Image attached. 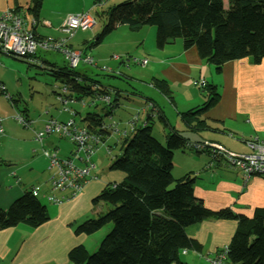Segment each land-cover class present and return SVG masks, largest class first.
<instances>
[{
	"label": "crops",
	"instance_id": "crops-1",
	"mask_svg": "<svg viewBox=\"0 0 264 264\" xmlns=\"http://www.w3.org/2000/svg\"><path fill=\"white\" fill-rule=\"evenodd\" d=\"M30 6L29 0H0V13L8 8L13 10L19 8L18 14L24 17L27 27H31V18L36 19V24L32 27L35 35L57 38L60 36L57 28L66 14L78 12L76 10L66 12L52 21L41 13L42 0L36 13L29 9ZM82 12L90 14L95 23L90 28L77 29L69 38L68 44L92 57L97 65L105 64L111 69V72H106L99 66L91 67L84 62H79L77 66L80 72L98 80L101 86L96 85L100 87L99 89L111 96V100L114 101L111 117L115 115L117 108L124 106L128 118L136 111L133 115L137 114L135 126H138L145 124L146 118L151 113L153 133L157 131L156 121L161 126L160 136H155L160 142L163 139L165 141L166 132L175 129L189 142L218 143L236 153L248 151L242 139L264 137V89L262 88L264 79L254 74L255 67L261 64L263 59L257 63L250 59L251 57L229 60L222 65L219 73L216 71L214 73V66L201 59L195 47L183 48L182 40L178 38L161 47L155 42L153 47L152 42L146 44L144 41L143 32L148 29L133 35L138 30L132 31L126 24H118L106 33L108 36H113L112 38L105 39L106 34H104L97 43H94V38L99 33L93 29L97 23L96 16L90 10ZM148 32L150 34V31ZM135 55L140 56L137 58ZM58 56L62 57V55ZM8 57L11 56L0 54V66L3 65L2 60ZM133 58H146L148 61L145 65H141L142 67H137L131 64ZM35 61L29 64L48 71L49 65L55 63L47 60L40 53L35 55ZM62 62L65 64L63 57ZM124 68H126L125 73ZM109 78L116 81L113 82ZM153 79L165 81L169 89V97L151 85ZM200 79L214 84L219 98L213 106L200 114V118H203L205 123L193 129L182 120L180 113L191 108H199L205 102L206 96L202 89L192 83ZM8 94L12 96L10 92ZM1 96L0 116L3 118L4 131L0 133V207L6 209L15 198L29 190L31 186H38L37 197L40 201L44 200L41 203L47 209L48 220L35 228L19 223L0 229V264H73L67 258L68 250L78 244L84 245V241L91 237L86 234H76L74 227L107 208L105 204L93 203V199L106 185L121 181L124 173L109 169V165L105 172L96 168V158L93 155L100 151L97 148L91 156L95 165L92 170L95 178L86 181L82 190L75 196H71L68 191L55 192V197L60 198L61 202H51L48 199L50 194L48 178L53 170L49 167L48 157L43 154V150L55 153L59 157H70L73 154L71 147L73 143L55 134H48L37 140L35 134L43 128L47 119L63 121L70 117V113L61 110L59 104L58 107L49 105L42 115L40 110L32 113L26 105L18 110L15 106L16 98L8 101L5 96V98ZM121 96L126 97V104L120 103ZM85 97H80L83 101L86 99L84 105L79 102L69 104L74 110V119L75 116H79L80 120L88 111L99 112L94 110V107H97L95 104L89 103V96ZM74 104L90 108L81 117L79 108L72 107ZM51 108L53 110H49ZM105 111L106 109H102L101 113L104 114ZM15 112H21L33 121L30 128L21 126L13 118ZM116 116L115 121L126 120ZM103 121L108 122V115H103ZM126 123L123 122L125 127L122 129L125 133L129 130ZM81 125L85 124L82 122ZM120 139L117 133L106 134L102 140L104 147L101 151L107 156L105 147L111 153L112 148L119 149ZM174 157L177 159V173H173V163V178L175 176L180 178L185 174L193 175V193L207 208L214 211L229 208L233 213L251 216L256 208L264 207L263 176L252 175L245 180L241 171L227 166L220 155L213 157L207 151L200 152L190 146L177 149L175 153L173 151V159ZM76 163L82 165L80 160H76ZM234 230L233 219L214 217L186 227V234L195 239L200 248L181 250L179 258L189 264H207L205 257L227 245ZM97 241H91V249L96 248Z\"/></svg>",
	"mask_w": 264,
	"mask_h": 264
},
{
	"label": "trees",
	"instance_id": "trees-1",
	"mask_svg": "<svg viewBox=\"0 0 264 264\" xmlns=\"http://www.w3.org/2000/svg\"><path fill=\"white\" fill-rule=\"evenodd\" d=\"M29 2V9L36 13L41 0ZM101 16L104 22L94 43L118 24H126L132 31L151 25L156 27L159 47L180 38L183 48L195 47L198 56L218 73L229 60L251 57L258 62L264 58V0H124L106 8ZM49 66L51 76L66 85L69 95L77 99L89 96V103L106 109L104 114L88 111L80 121L101 140L112 133L101 126L106 123L103 115L110 116L114 101L105 105L93 100V91L84 85L89 82L101 86L98 80L66 64ZM152 83L169 97L165 81L153 79ZM205 84L203 105L180 113L193 129L205 123L200 114L219 98L215 85ZM146 120L126 130L118 141L117 154L111 156L109 169L121 171L124 178L106 185L93 199V203L107 208L74 227L76 234L89 235L106 225H110L109 231L93 252L83 244L71 247L68 260L73 264H189L179 258V252L199 249L200 245L185 228L214 217L235 221L227 244L228 264H264V207L256 208L251 216L233 213L229 208H207L193 193V175L172 176L173 151L186 147L189 141L172 129L165 133L163 145L153 135L151 113ZM47 220L45 205L31 190L15 198L6 209L0 207V229L19 223L35 228Z\"/></svg>",
	"mask_w": 264,
	"mask_h": 264
},
{
	"label": "built area",
	"instance_id": "built-area-1",
	"mask_svg": "<svg viewBox=\"0 0 264 264\" xmlns=\"http://www.w3.org/2000/svg\"><path fill=\"white\" fill-rule=\"evenodd\" d=\"M94 23L93 17L87 12L68 13L57 28L60 34L59 37H39L32 30V27L36 24L35 18L30 19L31 27H27L24 19L14 12L13 9L8 8L0 13V54L35 63L34 55L38 52H56L62 55L65 64L69 68H77L79 62H84L91 67H97L99 65L92 57L83 54L81 50L72 48L68 44L69 38L77 29L90 28ZM131 61L138 65H145L148 60L146 58H133ZM99 67L103 71L111 72V69L105 64ZM77 81H81V78L77 77ZM192 83L199 88H203L206 85L203 79L192 81ZM84 85L89 86L93 91V100L100 101L105 105H111V96L108 93L100 92L96 84L84 82ZM0 90L8 101L12 100V96L6 92L1 83ZM55 98L61 110L68 111L70 117L63 121H58L54 118L47 119L43 128L35 134V138L40 140L45 135L55 134L68 139L75 147L73 154L82 162L80 166L75 164L70 157H59L55 153L43 150V154L48 157L49 167L53 170L48 178L50 188L48 199L53 203H59L61 202L60 198H56L53 193L68 191L71 196H75L82 190L86 181L95 178L92 173L95 165L91 160V156L95 153L98 146L102 144V140L99 134L93 133L86 125H78L74 119L75 113L69 107V104L79 102L84 105L83 99H77L69 95L65 84L58 87ZM13 118L21 126L27 128H30L33 122L21 112H15ZM108 119H112V117L108 116ZM135 123L136 115L128 122V128L132 129ZM3 128V118L0 116V133H3ZM101 128L108 129L113 133H120L117 130V122L115 120L102 124ZM123 134H125L124 131ZM241 141L248 148L245 153L231 152L218 143H210L208 141L200 143L188 142L186 146H190L200 152L207 151L212 156L220 155L229 166L240 170L245 180L252 175L264 176V137H251ZM105 149L106 152L111 153L107 147ZM38 191V186L31 187L33 196H37ZM227 254L228 245H224L212 255L206 256L205 259L207 264H228Z\"/></svg>",
	"mask_w": 264,
	"mask_h": 264
},
{
	"label": "rangeland",
	"instance_id": "rangeland-1",
	"mask_svg": "<svg viewBox=\"0 0 264 264\" xmlns=\"http://www.w3.org/2000/svg\"><path fill=\"white\" fill-rule=\"evenodd\" d=\"M122 1H124V0H42L41 13H42V15H45L46 17L50 18L53 21L57 17L63 16L66 12L75 11V10L78 12H82V11L90 10L92 12V14H94L96 16V19H97V23L93 27V29H96V33H97L98 31H100L101 26L104 22V18L101 16V12L105 11L106 8H108L114 4H117L119 2H122ZM144 29H148V30H145L146 32H143L145 43L149 44V41H150L153 43V47H155V39H156V27L155 26H151V25L144 26V28H142L141 30H138V32L133 33V35H135L136 33H140L141 31H144ZM148 31H150V34ZM104 37H105V39H109L108 37L112 38L113 36H108V34H106ZM178 39H180V38H178ZM134 40H137V39H134ZM137 46H139V43L137 44ZM38 53H40L44 57H46L47 60L54 61L58 65H62V63H63L62 57L58 56V55H60L59 53H56V52H38ZM139 56L140 55H135V57H137V58H139ZM150 58H151V55H150ZM151 59H153V58H151ZM262 59H263V62L261 64H258L255 67L254 74L259 75L260 77H262L264 79V58H262ZM1 60H2V58H1ZM2 62H3V65L0 66V82L4 83L3 85L5 86L6 90H8L7 92L8 93L10 92L12 94V96L14 95L13 98L17 99V101L15 102L16 103L15 106L18 110H20L22 108V106L26 105L27 108L30 109V111L32 113L40 110L42 112L41 113V115H42L43 112L46 110V108L49 105L52 104V106L56 105V107H58V103L56 101L54 92L58 91V87L61 86V82L59 80L55 79L53 76H51V74L49 73L48 70L39 69L35 66L30 65L29 62L26 60L13 58V57H8V59H6V60L3 59ZM255 63H257V62H255ZM131 64H135L137 67L141 66V65H138V64L133 63V62H131ZM101 65H103V64H99V66H101ZM136 66H133V67H136ZM124 70H126V68L123 69V72L125 73ZM214 73H216L215 69H214ZM109 79H111V81H113V82L116 81V79H114L115 80L114 81L113 78H109ZM120 79H121V76H120ZM139 86L141 88V85H139ZM262 88L264 89V83H263ZM54 90H56V91H54ZM1 95L4 97V94H0V96ZM85 98H87V96ZM84 101L86 102V99H84ZM120 103L126 104V97L125 96H121ZM72 107L79 108L81 117H82V114L87 109L90 108L88 106H80L79 104H74ZM101 107L102 106L94 107V110H99L101 113V111H102ZM49 110H53V108H51ZM124 110H125L124 106L120 107L119 109L117 108L115 110V115L113 114L112 119H108V122H110L111 120L117 119L116 115H118V117L119 116L122 117V120L126 119L123 122L124 123L127 122L126 127H128L129 126L128 122L132 119L133 116H135L133 114L136 111L132 114L133 116L131 115L132 117L130 116V118H128L126 115L127 112H125ZM116 112H117V114H116ZM75 121L78 123V125H81V123H82L79 120V116H75ZM116 122H117V130L120 131L119 136L123 137L122 129L125 126H123V122H121V121L116 120ZM155 124L157 125V128L155 127L157 131H154L153 134H154V137L155 136L159 137L160 136L159 134H161V132H162L161 126L158 125L157 121ZM113 137H115V135H113ZM111 143H112V141H111ZM161 143H163V145H165L164 139ZM59 145H61V141H59ZM71 147L73 149L72 150V152H73L75 147H74V145H72ZM103 147H104L103 144L100 145L98 147V150L100 149V151H97L98 154L96 152L94 154L95 156L93 155V157L96 158V163H97L96 168H98L101 172L107 171V167L110 164V162L112 161L111 156L114 154H117V152H118V148L114 149L111 147L113 154L109 153V152H105L107 154V156H106L104 154V152L101 151V148H103ZM175 151H177V149L174 150V153H175ZM60 154L61 153H59V155ZM70 158L74 161L75 164H77L76 160L79 161L76 158V156H74V154H72L70 156ZM173 163H174L173 173H177V159H176V157H174ZM241 174H242V172H241ZM175 178H177V176H175ZM41 201L43 202L44 200H41ZM109 229H110V225H106V226L100 228L99 230L95 231L92 234H89V235L86 234V236H91V237H88V239L84 241V245L89 249V250L88 249L87 250L90 252H93L92 251L93 249H91L92 248L91 247V241L92 240L93 241L98 240L97 241V245H98V243L100 242L102 237L109 231Z\"/></svg>",
	"mask_w": 264,
	"mask_h": 264
},
{
	"label": "clouds",
	"instance_id": "clouds-1",
	"mask_svg": "<svg viewBox=\"0 0 264 264\" xmlns=\"http://www.w3.org/2000/svg\"><path fill=\"white\" fill-rule=\"evenodd\" d=\"M30 64H32V63H30ZM2 84V83H1ZM3 85V84H2ZM4 86V85H3ZM4 88H5V86H4ZM202 89V88H201ZM5 90H6V88H5ZM55 91V90H54ZM0 92L1 93H3L1 90H0ZM57 92V91H56ZM56 92H54V93H56ZM12 99H13V96H12ZM11 101H13V100H11ZM32 187V186H31ZM31 187L29 188V190H31Z\"/></svg>",
	"mask_w": 264,
	"mask_h": 264
}]
</instances>
